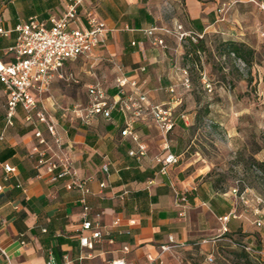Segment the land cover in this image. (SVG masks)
<instances>
[{"label": "crops", "instance_id": "1", "mask_svg": "<svg viewBox=\"0 0 264 264\" xmlns=\"http://www.w3.org/2000/svg\"><path fill=\"white\" fill-rule=\"evenodd\" d=\"M72 1L0 0V28L9 31L0 32V62L14 60L11 47L17 25L31 17L51 25V18L61 16ZM88 10L106 22L109 32L106 44L95 53L99 65L93 70L82 67L80 75L107 88L114 103L111 117L97 115L87 124L76 116L74 108L87 105L93 82L83 97L62 88L74 61L67 62V77L52 84L39 107H45L63 127L74 168L79 177L88 180L90 218L95 220L99 212L104 224L111 225L116 218L121 223L113 228L114 242L104 239L94 249L81 245V193L67 188L69 177L54 180L39 165L40 156L35 152L39 139L22 107L15 124L6 125L8 98L0 81V135H5L0 140V244L11 260L0 251V264H50L51 258L55 264H65L66 257L72 264H111L120 256L144 264L149 255L158 256L171 237L183 245L164 252L155 264H264V225L257 224L259 217L253 218L254 208L243 204L234 188L222 191L206 178L207 172L195 166L197 159L186 156L196 111L183 108L189 89L183 69L175 61L182 43H168L173 36L177 42L190 37L181 39L180 32L195 38L210 32L235 35L258 30L264 26V10L251 0H83L73 28L87 23ZM153 27L176 33L158 29L157 34L167 42L156 44L146 32ZM121 75L136 81L138 88L128 84L126 92H121L117 85ZM140 92L146 93L148 101L140 100ZM124 103L132 109L123 111ZM151 104L172 108L171 130L166 132L158 125ZM129 117L140 141L148 146L142 158L130 154L137 142L122 134ZM39 128L51 140L46 125L41 123ZM170 153L178 162L163 173L158 159ZM6 165L16 170L7 173ZM226 215L230 219L221 220ZM133 219L136 224L131 225ZM126 229L131 233H124ZM243 245H255L263 252L251 253ZM125 246L129 251L124 252ZM237 247L245 252L225 251Z\"/></svg>", "mask_w": 264, "mask_h": 264}, {"label": "built area", "instance_id": "2", "mask_svg": "<svg viewBox=\"0 0 264 264\" xmlns=\"http://www.w3.org/2000/svg\"><path fill=\"white\" fill-rule=\"evenodd\" d=\"M83 0H73L59 17L51 18V25L38 17L21 22L15 28L17 32L16 42L11 47L14 55L13 62L4 64L0 62V81L4 84L7 94V112L6 125H14L18 108L22 107L26 111V120L30 121L35 127V135L39 139V144L46 147L42 149L38 144L35 152L40 156L39 165L45 168V171L52 175L54 180L62 177H69L67 188L70 190H78L81 193V203L83 206V223L82 233L80 235L81 245L86 248L94 249L96 243L108 239L114 242L113 228L120 225L121 219L116 218L111 225H106L101 220V213H96V219L90 218L92 207L88 203V196L91 189L88 180L78 176L74 168L72 157L65 146V137L63 127L54 119L53 115L45 108L39 107V102L43 96L50 92L52 84L58 79H65L66 64L69 61H75L79 58H89L95 55L96 51L104 46L107 42V34L109 28L104 20H102L93 10L86 13V24L82 27L73 28L72 24L79 20L78 6ZM257 2L264 10V2ZM182 26H179L181 29ZM160 29L166 33L175 34L167 28L153 27L146 30L147 34L153 38L156 44H165V39L157 34ZM0 32L8 34L9 31L0 28ZM178 36L183 39L191 36L188 32H180ZM120 69V68H119ZM187 81V80H186ZM131 84L138 88L136 81L121 75L117 78V85L120 91L125 93L126 87ZM186 84V83H185ZM172 91H175L172 89ZM89 101L86 106H77L74 108L76 116L84 123H91L92 119L97 115H103L106 118L111 117L114 103L109 100L107 88L100 82L93 83L89 86ZM141 101H148L146 93H139ZM121 109L128 112L132 107L124 103ZM150 111L153 114L158 125L166 132L174 126V119L171 107H165L160 104H151ZM44 123L48 129L51 140L47 139L39 125ZM134 120L129 117L126 127L123 129V135H130L137 142V148H133L130 154L139 158L144 157L148 153V146L140 141L138 134L133 129ZM5 138L4 133L0 135V140ZM52 141V142H51ZM162 163L161 171L168 173L172 164L178 162V157L173 154H167L158 159ZM106 171L109 165H104ZM6 172L15 171V167L5 166ZM102 187L106 186V182L101 183ZM2 188L0 183V189ZM235 193L238 192L234 188ZM241 199L246 204H251L250 200L241 193ZM258 203L264 200L260 196H256ZM256 213H260L259 208ZM230 215L221 217V220L228 221ZM258 225H262L263 221L259 220ZM131 225L136 224V220L130 221ZM124 233L130 234L131 229H126ZM183 243L177 242L171 237L170 242L161 246L158 256L149 255L144 264H155L161 259L164 252L173 248L182 246ZM243 247L251 253H261L255 245H243ZM0 251L11 262L7 251L0 244ZM129 251V247H124V252ZM209 261L213 262L214 258L209 257ZM50 264H55L51 258ZM65 264H72V260L66 257ZM111 264H135L128 262L124 256L117 257L112 260Z\"/></svg>", "mask_w": 264, "mask_h": 264}, {"label": "rangeland", "instance_id": "3", "mask_svg": "<svg viewBox=\"0 0 264 264\" xmlns=\"http://www.w3.org/2000/svg\"><path fill=\"white\" fill-rule=\"evenodd\" d=\"M262 28L235 35L210 32L178 42L173 36L168 43H182L175 61L182 67L189 89L183 108L196 111L188 131L186 156L197 159L195 166L207 172L206 178L214 180L222 191L237 188L239 195L245 193L254 208L253 218L259 217L264 225V201L256 200V196L264 200ZM235 46L240 47L241 55L233 51ZM98 65L95 55L70 63L62 88L87 95L88 84L94 80L82 79L80 71L84 66L93 70ZM257 208L260 213H256ZM225 251L245 252L238 247Z\"/></svg>", "mask_w": 264, "mask_h": 264}, {"label": "trees", "instance_id": "4", "mask_svg": "<svg viewBox=\"0 0 264 264\" xmlns=\"http://www.w3.org/2000/svg\"><path fill=\"white\" fill-rule=\"evenodd\" d=\"M233 51L241 55V53H240V47L235 46L234 49H233Z\"/></svg>", "mask_w": 264, "mask_h": 264}]
</instances>
